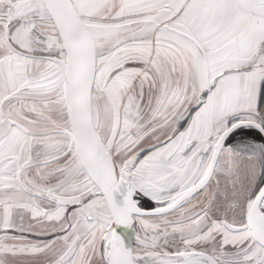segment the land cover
<instances>
[{"label": "snow or ice", "instance_id": "snow-or-ice-1", "mask_svg": "<svg viewBox=\"0 0 264 264\" xmlns=\"http://www.w3.org/2000/svg\"><path fill=\"white\" fill-rule=\"evenodd\" d=\"M0 264H264V0H0Z\"/></svg>", "mask_w": 264, "mask_h": 264}]
</instances>
